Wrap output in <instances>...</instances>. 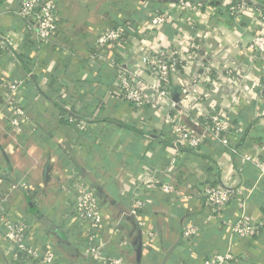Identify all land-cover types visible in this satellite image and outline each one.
Masks as SVG:
<instances>
[{
	"label": "crops",
	"instance_id": "obj_1",
	"mask_svg": "<svg viewBox=\"0 0 264 264\" xmlns=\"http://www.w3.org/2000/svg\"><path fill=\"white\" fill-rule=\"evenodd\" d=\"M52 1L58 28L39 42L17 13V0H0V36L10 40L0 51V83L22 80L15 98L31 122L12 133L11 107L0 86V177L7 185H25L9 189L5 217L27 221L31 241L48 244L58 264H90L77 257L86 222L71 205L72 196L88 187L103 216L100 239L114 248L111 230H121L115 249L126 244L134 264H201L226 253L232 255L227 264H264V59L248 47L263 27L255 10L264 11V0H190L202 2L193 8H176L175 0ZM235 2L249 9L229 18L223 7ZM160 7L170 24L152 22ZM111 24H121L126 37L105 51L104 62L90 59L96 36ZM144 44L181 62L180 75L170 79L168 113L198 135L194 150L174 144L159 112L119 99L108 62L125 63L150 82L139 61ZM203 109L227 114L235 153L190 122H201ZM65 111L87 129L67 123ZM73 181L76 191L69 189ZM166 182L173 191L156 188ZM209 184L239 190L220 216L251 221L255 230L249 238L233 234L208 212L203 189ZM181 192L188 199H180ZM139 196L145 201L134 216ZM184 226L197 229L191 240L182 236ZM0 264L34 263L15 260L0 234Z\"/></svg>",
	"mask_w": 264,
	"mask_h": 264
},
{
	"label": "built area",
	"instance_id": "obj_2",
	"mask_svg": "<svg viewBox=\"0 0 264 264\" xmlns=\"http://www.w3.org/2000/svg\"><path fill=\"white\" fill-rule=\"evenodd\" d=\"M176 8L201 7L202 2H192L190 0H175L172 4ZM224 11L229 18H236L238 15L248 10L249 7L244 2H235L225 7ZM255 11L262 21L263 27L259 33L252 36L248 47L256 53L257 58L264 59V11L259 7ZM17 13L24 23L28 32H31L39 42L48 41L54 37L57 31V8L52 0H17ZM152 22L156 25L170 24L172 19L163 9H155L152 15ZM126 37V31L121 24H111L99 35L96 36L94 45L89 51V58L96 61H105L106 53L115 49L121 40ZM10 45V40L0 36V51ZM139 61L144 69L151 76L149 82L139 74L132 72L125 63L111 59L108 62L115 71V83L119 99L131 104L136 109L148 108L159 112L164 118V126L169 130V136L174 140L177 147L184 150H194L200 144L198 135L190 131L182 124L176 123L170 114L168 108L170 101V79L174 74H179L181 62L176 58H171L160 51H154L148 44L140 47ZM195 54L190 55V59H195ZM183 79L193 83L192 79L183 76ZM22 80H13L6 83H0V86L7 95V104L11 107V116L8 118V124L13 132L20 130L25 124H30V117L24 107L20 106L15 98L18 88L22 85ZM264 90V85L261 86ZM63 118L67 123L72 124L80 131L87 129V126L72 111H65ZM201 122L198 118H191L190 122L195 125H201L209 134L212 141L224 146L229 152L235 153V149L230 147L228 131L230 121L225 112H213L203 109ZM260 169L263 165L255 162ZM77 175V174H76ZM78 180L79 176H75ZM74 182V181H73ZM3 177H0V234L10 244L15 260L31 261L34 264H58L57 255L48 245H39L38 242L31 241L29 236L28 222L19 220H10L5 217V199L9 189L16 187H25L24 184H8ZM19 185V186H18ZM77 184L69 188L76 191ZM163 192L173 191L174 185L162 183L159 187ZM37 190V189H36ZM238 189L231 186L206 185L203 189L204 201L208 212L217 217L218 222L224 228L231 229L233 234L241 238H249L255 230V225L242 218L231 221L224 220L220 213L228 202L236 195ZM189 194L187 192L179 193V198L186 200ZM145 197L139 196L133 201L131 214L137 216L143 208ZM72 209L78 217L86 222V229L83 238L78 243L77 257L81 262L87 260L90 264H134L132 259L127 258L125 250L126 244L120 246L117 250L115 246L121 243V230L113 228L111 233L114 235V248L107 246L106 242L100 239L99 234L104 227L102 212L99 206V199L96 193L86 187L79 193L72 196ZM140 224V222H138ZM197 229L193 226H184L182 236L191 240ZM110 243V244H111ZM129 259V260H128ZM232 259L230 253L205 258L201 264H227Z\"/></svg>",
	"mask_w": 264,
	"mask_h": 264
},
{
	"label": "water",
	"instance_id": "obj_3",
	"mask_svg": "<svg viewBox=\"0 0 264 264\" xmlns=\"http://www.w3.org/2000/svg\"><path fill=\"white\" fill-rule=\"evenodd\" d=\"M38 215V217L40 216V214L36 213ZM139 249L137 250V258H139Z\"/></svg>",
	"mask_w": 264,
	"mask_h": 264
},
{
	"label": "trees",
	"instance_id": "obj_4",
	"mask_svg": "<svg viewBox=\"0 0 264 264\" xmlns=\"http://www.w3.org/2000/svg\"><path fill=\"white\" fill-rule=\"evenodd\" d=\"M63 118V117H62Z\"/></svg>",
	"mask_w": 264,
	"mask_h": 264
}]
</instances>
